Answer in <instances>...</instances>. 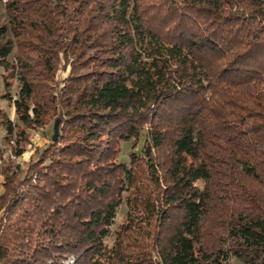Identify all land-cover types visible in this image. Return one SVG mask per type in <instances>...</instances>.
<instances>
[{
    "label": "trees",
    "instance_id": "obj_1",
    "mask_svg": "<svg viewBox=\"0 0 264 264\" xmlns=\"http://www.w3.org/2000/svg\"><path fill=\"white\" fill-rule=\"evenodd\" d=\"M1 7L0 264H264V0Z\"/></svg>",
    "mask_w": 264,
    "mask_h": 264
},
{
    "label": "rangeland",
    "instance_id": "obj_2",
    "mask_svg": "<svg viewBox=\"0 0 264 264\" xmlns=\"http://www.w3.org/2000/svg\"><path fill=\"white\" fill-rule=\"evenodd\" d=\"M3 16H4V10L3 7L0 9V22L3 21ZM69 68L66 67L64 69L63 67V62L60 61V64L58 65L57 71L55 73L54 81L55 83L60 84L62 80H64L67 75H68ZM2 71L0 70V74ZM61 87V84L58 86V89ZM17 88V84L15 82L12 83L11 87V96L14 95V92ZM0 93H3V88H0ZM0 108L5 110L6 113L9 115L12 112V106L9 105L6 101H0ZM13 112L11 113V115ZM15 116V115H14ZM16 117V116H15ZM55 121L52 122L50 121L49 124H47L45 127L34 130V131H27L28 134V140L29 143L25 146L24 154L20 157H15L14 153L12 152L11 148L14 146V139H11V141L7 144L4 143L2 138L3 136H0V169L2 166H18L20 171H24L27 164L30 161L36 160L38 157L39 153L43 150L44 147L48 146L50 143V138L53 140V125ZM14 124L19 125L17 118L14 119ZM58 136V124H57V135ZM55 138V140H56ZM53 140V141H55ZM143 138L139 140V146L135 150H131V145L130 144H123L121 146V153L119 155V162L128 164V155L133 152V153H139V149L142 145ZM22 177V176H21ZM124 213H125V208L122 205V207L119 208L117 212V218L115 220V226H117L119 223L123 221L124 218ZM70 262H65L64 264H68ZM228 264H243L241 261L235 259V258H230L228 261Z\"/></svg>",
    "mask_w": 264,
    "mask_h": 264
},
{
    "label": "crops",
    "instance_id": "obj_3",
    "mask_svg": "<svg viewBox=\"0 0 264 264\" xmlns=\"http://www.w3.org/2000/svg\"><path fill=\"white\" fill-rule=\"evenodd\" d=\"M12 112H13V108H12ZM11 112V113H12ZM11 113L8 115V117H9V119L14 123V119L16 118L15 116H14V112H13V114L11 115ZM4 135V132H3V130L0 128V136H3ZM2 181H3V179H2V177H1V175H0V194L2 193Z\"/></svg>",
    "mask_w": 264,
    "mask_h": 264
},
{
    "label": "water",
    "instance_id": "obj_4",
    "mask_svg": "<svg viewBox=\"0 0 264 264\" xmlns=\"http://www.w3.org/2000/svg\"><path fill=\"white\" fill-rule=\"evenodd\" d=\"M57 124H58V122L55 121V123L53 125V140H55L56 135H57Z\"/></svg>",
    "mask_w": 264,
    "mask_h": 264
}]
</instances>
